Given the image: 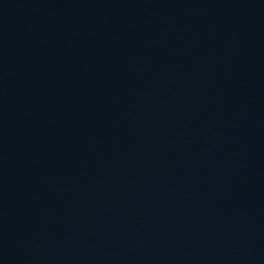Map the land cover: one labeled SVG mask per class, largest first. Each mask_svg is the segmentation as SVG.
I'll use <instances>...</instances> for the list:
<instances>
[{"label": "water", "instance_id": "95a60500", "mask_svg": "<svg viewBox=\"0 0 264 264\" xmlns=\"http://www.w3.org/2000/svg\"><path fill=\"white\" fill-rule=\"evenodd\" d=\"M264 117V0H0V187Z\"/></svg>", "mask_w": 264, "mask_h": 264}]
</instances>
